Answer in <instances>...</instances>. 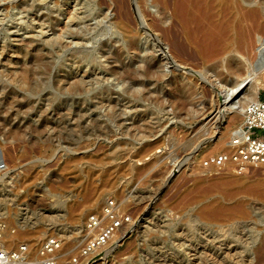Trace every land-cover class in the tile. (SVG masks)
Wrapping results in <instances>:
<instances>
[{
    "label": "rangeland",
    "instance_id": "374dc122",
    "mask_svg": "<svg viewBox=\"0 0 264 264\" xmlns=\"http://www.w3.org/2000/svg\"><path fill=\"white\" fill-rule=\"evenodd\" d=\"M156 1L0 0V229L7 249L35 251L55 238L57 264H66L92 234L87 217L102 216L108 200L129 221L96 252L101 258L79 264L261 258L264 166L238 175L204 171L200 160L228 150L242 123L232 113L217 120V92L255 58L264 0L241 1L244 9L261 7L262 19L236 13L221 20L227 29L210 22L191 38L172 20L162 24ZM152 24L166 33L149 35ZM209 42L214 54L204 58ZM76 81L86 88L73 92ZM201 225L230 230L228 241L205 239ZM196 244L213 253L194 260ZM226 245L235 251L217 252Z\"/></svg>",
    "mask_w": 264,
    "mask_h": 264
},
{
    "label": "bare ground",
    "instance_id": "6f19581e",
    "mask_svg": "<svg viewBox=\"0 0 264 264\" xmlns=\"http://www.w3.org/2000/svg\"><path fill=\"white\" fill-rule=\"evenodd\" d=\"M241 1H242V3L246 4L248 0H157L156 6L159 7L160 15H162V19H161L162 24H167V23H169L170 20H172L174 23H177L179 25L180 30L185 37L188 38L190 36V38H191V36H194V35H197V34L203 32L206 29L205 25L207 23L210 24V22H211L212 27L217 29V30H221L224 27H225V29H227L230 24L228 23V25L225 26L222 24L221 20L226 19L227 16L232 18V16L234 14L236 15V13H238L240 15V17H242V18L243 17H249V18H253V19L257 18V20L262 19L263 15H262L261 7L258 6V7H254V8L244 9L241 7ZM231 26H232V24H231ZM149 28H150L149 35H151V34L153 35L154 33H156L158 36L159 35L162 36L163 34L166 33L165 31H161L156 24L148 25V29ZM168 31H169V29H167V32ZM240 35L241 36L237 37V40L241 44L244 42V36L242 34H240ZM58 42L59 41L56 40V43H58ZM156 44H157V47L160 48V45H158L157 42H156ZM215 45L216 44L209 42L205 46V47H208V49L204 50V54H203L204 58H209L210 56H213L214 52L211 51L212 50L211 48H214ZM141 49L142 48H137L136 51H140ZM223 49H227V48L223 47ZM144 51L145 50L143 48V51H140V55H142V52L144 53ZM140 61L144 62V58H140ZM245 66H246L245 75H243L242 77L237 76L235 72L231 71L232 69H229L230 75H233V76L236 75V76L234 77V79H231V84L228 87H222L221 86V88H220V86H219L220 89L217 92V97L220 101L219 103H220V106L222 107V109L219 108L217 110L218 112L215 115V116H218L217 120H219V122H223L224 119L228 118L227 117L228 113L233 114V117L231 118L233 121L239 122L241 120V117L243 120V112H244V108L246 107V105L251 103V102L257 101L259 91L264 89V84H263V79H264V38L258 40V46L255 48V58L252 61L246 62ZM146 69H149V68L146 67ZM138 73L140 74L141 72H138ZM85 88H86L85 83H83L82 81H76L72 84L71 90L73 92H76L77 90H84ZM79 111L80 110L77 108V112H79ZM241 126H242V123L239 124V126H237L234 129V131H236V129H240ZM228 150H230V143L228 146ZM228 172L232 173L231 171H228ZM207 226L201 225V228L199 229L202 232V234L204 235L205 239H207V238L208 239L211 238L212 240L213 239L214 240L225 239L226 238L225 237L226 232H228V234H229V231H230V230L224 231L223 229L211 230V228L207 227ZM87 232L93 233L92 231H87ZM61 237L65 238L66 240H70V237H68L67 235L63 234ZM258 237H259V234L256 233L254 238H252V247L251 248H253L255 246V243L257 242ZM4 239L5 240L7 239L6 234L5 235L3 234L2 244L5 248H7V243L5 244V242L3 241ZM9 239H10L9 245L15 244V241H16L15 238L9 237ZM228 239L229 238H226L227 241H228ZM214 240H213V242H214ZM222 242H224V241H222ZM222 242L220 243V245H222ZM213 245H214V247H216L215 244H213ZM42 246H43V244H41L40 248L36 249L35 251L32 248L31 249L27 248L28 256L31 260H38L42 257V255H41ZM226 246H227V248L226 247L220 248L218 251L214 250V249L213 250L217 251L218 253L221 252L222 250H224L225 256L229 255L231 252L235 251V248H233V246H230V245H226ZM18 247H20V246H18ZM18 247H16V248H18ZM58 247L53 252L54 257H55V254H56ZM16 248H14V249H16ZM206 248H208V247H206ZM206 248L205 247L201 248L198 244L194 245V247L190 249L191 257L194 260H197L200 257H202L203 254H205L207 256L210 253H213V251L210 252ZM260 250L262 251V253H261L262 256L260 255L261 258L258 259L259 261H257V264H264V247ZM55 259H56V257H55ZM210 260H211V258L209 259V262H210Z\"/></svg>",
    "mask_w": 264,
    "mask_h": 264
},
{
    "label": "built area",
    "instance_id": "2783aa9c",
    "mask_svg": "<svg viewBox=\"0 0 264 264\" xmlns=\"http://www.w3.org/2000/svg\"><path fill=\"white\" fill-rule=\"evenodd\" d=\"M264 132V90L262 97L246 105L243 112L242 126L236 129L230 138V150L206 154L200 160V168L204 171L217 173L231 171L243 174L250 168L264 166V136L257 132ZM2 168V167H1ZM114 202L106 201L102 216L90 214L84 229L93 233L87 237L76 257H71L66 264H79L82 259L93 263L102 257L96 252L112 241L119 228H123L129 221L116 211ZM59 243L55 238L46 239L43 243L38 260H31L27 246L8 250L2 244V229H0V264H56L53 256Z\"/></svg>",
    "mask_w": 264,
    "mask_h": 264
}]
</instances>
